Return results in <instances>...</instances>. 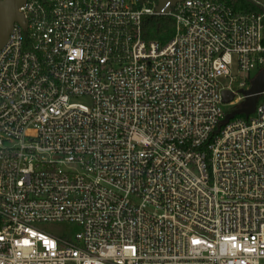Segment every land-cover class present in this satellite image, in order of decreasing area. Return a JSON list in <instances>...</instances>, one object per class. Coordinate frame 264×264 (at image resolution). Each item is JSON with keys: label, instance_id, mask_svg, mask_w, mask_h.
<instances>
[{"label": "built area", "instance_id": "built-area-1", "mask_svg": "<svg viewBox=\"0 0 264 264\" xmlns=\"http://www.w3.org/2000/svg\"><path fill=\"white\" fill-rule=\"evenodd\" d=\"M255 4L22 5L0 49V264H264V91L227 120L264 71ZM146 17L174 20L168 44Z\"/></svg>", "mask_w": 264, "mask_h": 264}, {"label": "water", "instance_id": "water-1", "mask_svg": "<svg viewBox=\"0 0 264 264\" xmlns=\"http://www.w3.org/2000/svg\"><path fill=\"white\" fill-rule=\"evenodd\" d=\"M27 0H3L0 6V49L6 43L14 25L18 23L22 27L25 26L24 18L19 10ZM155 1L158 3V11L161 12L168 4L175 5L184 0H143ZM264 91V71L260 72L258 76L252 81L248 91L244 94L248 99L245 108L232 111L228 114L227 120L231 121L235 117L245 115L249 117L256 112L259 95ZM234 95L225 91L223 93V102L228 105L233 102Z\"/></svg>", "mask_w": 264, "mask_h": 264}, {"label": "trees", "instance_id": "trees-1", "mask_svg": "<svg viewBox=\"0 0 264 264\" xmlns=\"http://www.w3.org/2000/svg\"><path fill=\"white\" fill-rule=\"evenodd\" d=\"M235 10L246 12H258L260 7L250 0H226ZM175 33V22L167 17H146L143 19V37L148 42H157L162 46L168 44ZM252 82L249 83L251 85ZM237 119L249 118L245 115L237 116Z\"/></svg>", "mask_w": 264, "mask_h": 264}, {"label": "rangeland", "instance_id": "rangeland-1", "mask_svg": "<svg viewBox=\"0 0 264 264\" xmlns=\"http://www.w3.org/2000/svg\"><path fill=\"white\" fill-rule=\"evenodd\" d=\"M251 2L257 3L261 6H264V0H250ZM231 77L238 79V80H244V79H249L248 75L239 73V69H238V61H237V57L234 56L233 57V66H232V70H231ZM259 73H252L251 77L252 79H255L258 76ZM221 84L224 87H229L231 84V78H222L220 79ZM78 103L86 105V106H90L91 105V101L88 98H79L77 100ZM247 105V102H243L241 103L238 107H230L228 108L229 111H235L236 109L239 108H245ZM37 229L41 232H44L46 234H50L52 236H64L66 238H72L74 235H76L79 230L76 226L74 225H68V224H43V225H39L37 226Z\"/></svg>", "mask_w": 264, "mask_h": 264}]
</instances>
